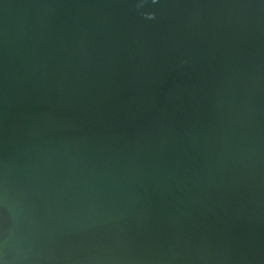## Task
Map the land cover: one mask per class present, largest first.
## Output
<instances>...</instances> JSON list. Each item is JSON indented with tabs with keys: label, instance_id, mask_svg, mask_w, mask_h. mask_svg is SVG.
I'll return each mask as SVG.
<instances>
[{
	"label": "water",
	"instance_id": "95a60500",
	"mask_svg": "<svg viewBox=\"0 0 264 264\" xmlns=\"http://www.w3.org/2000/svg\"><path fill=\"white\" fill-rule=\"evenodd\" d=\"M0 264H264V0H0Z\"/></svg>",
	"mask_w": 264,
	"mask_h": 264
}]
</instances>
